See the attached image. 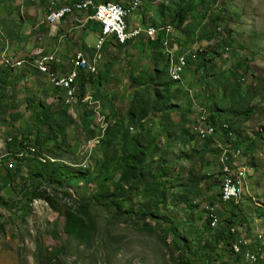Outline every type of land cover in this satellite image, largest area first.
Instances as JSON below:
<instances>
[{
  "label": "rangeland",
  "instance_id": "374dc122",
  "mask_svg": "<svg viewBox=\"0 0 264 264\" xmlns=\"http://www.w3.org/2000/svg\"><path fill=\"white\" fill-rule=\"evenodd\" d=\"M16 1L7 0L5 8L9 13L14 10L12 35H21V39L10 37V46L21 42V60L34 66L38 58L31 54L42 44L49 47L50 54L56 51L59 54L64 46L59 36L68 33L60 26L59 36L51 35V27L45 25L50 24L47 16L52 8L76 0H21V7ZM134 1H139V6L132 8L127 19L130 30L172 27L170 43L184 45L180 53L205 52L196 60L197 65L190 68L188 76L168 88L165 81L172 62L168 65L160 49H155L156 42L144 34L138 38L136 47L125 49L111 38L108 48H104L99 73L80 81L79 101L73 106L65 104L63 96L55 103L53 98L58 97L59 91L30 64L28 68L34 70L21 69V79L11 72L0 76V161L9 155L14 143L11 140L24 138V143L35 145L41 156L44 154L45 158L39 157L37 151L34 156L42 163H59L81 174L87 172L93 178L44 184L40 198L24 209L23 189L29 184L30 165L16 155L10 156L12 159L5 164L0 162V264H175L156 230L142 225L140 219L151 220V213L159 215L165 226L186 241H196L197 245L212 241L223 227L236 226L240 231L234 243L236 253L231 247L218 248L209 255L212 263L222 260L225 264H264V249L258 252L249 248L255 245L253 238L260 240V235L264 236V0H213L211 5L202 4L204 7L200 0H194L196 16L187 15L180 29L176 28L173 15L184 6L183 1L118 0L117 3L130 10ZM30 6L43 10L39 16L34 11L30 14ZM19 9L25 19L21 18V26L17 21ZM74 19L80 22V16ZM95 24L91 23L97 33L99 26ZM68 35V49L87 48L89 34L81 37L74 31ZM81 40L83 43L79 44ZM4 44L5 40L0 39V49ZM16 52L13 47L11 54ZM93 53L91 50L88 54ZM182 54L173 60L177 61ZM203 56L209 59L205 65ZM3 65L4 62L0 63V68ZM41 102L53 109L50 119L39 113ZM100 107L122 122L124 129L138 134L146 150V166L141 177L131 184L122 180L117 157L113 158L114 148L108 144V136L95 116V108ZM247 108L251 110L248 114L244 113ZM200 110L210 119L214 113L219 115L216 118L219 122L229 118L226 122L231 124L234 142L245 150L250 174L240 204H223L221 221L210 225L207 224L210 213L204 206L221 202L222 175L216 142L190 132L198 122ZM112 125L108 124V128ZM61 128L65 134H58L56 151L52 149L54 141L43 143L41 149L35 144L38 132L45 137ZM219 139L224 141L222 137ZM253 141L254 151L246 153V144ZM115 146L120 148V141ZM108 157L111 161L105 171ZM243 158H239L238 164L244 165ZM163 160L172 166L166 183L167 202L151 206V196L140 185L150 180L151 174L160 173ZM246 176L242 178L243 184ZM118 181L132 187L122 209L114 204L91 202L99 193L110 198L107 202H117ZM138 215L144 218L139 219ZM230 221L233 225H229ZM221 254L223 259L219 258ZM250 254H258L259 262Z\"/></svg>",
  "mask_w": 264,
  "mask_h": 264
},
{
  "label": "trees",
  "instance_id": "16d2710c",
  "mask_svg": "<svg viewBox=\"0 0 264 264\" xmlns=\"http://www.w3.org/2000/svg\"><path fill=\"white\" fill-rule=\"evenodd\" d=\"M181 1H183L184 6L181 7L179 10H176L173 15V22L176 23L177 29H180L184 25V23L187 21V15H189L190 13H193V15L196 16V13L194 12L196 10V6L195 4H193L194 0H181ZM103 2H118V0H115V1L114 0H104ZM199 3L201 5L202 4L211 5L214 3V1L213 0H200ZM202 6L204 7V5ZM213 20L216 21L218 19H213ZM163 34L164 33H160L158 35L157 40L155 41L156 42L155 49H158V48L162 49L164 47L163 41L165 39V36ZM184 43L186 44V42ZM105 48H108V44H106ZM205 56L201 58L202 61H204V65L206 64V62H209L208 61L209 59H206ZM163 57L166 58V56L164 55ZM166 62L169 64L168 57L166 58ZM192 65L195 66L197 65V63L190 62V65L188 66V68L191 67ZM5 68L0 69L1 75L6 74L7 73L6 70L8 69H11V71L12 69H15L11 67L10 65L6 66ZM156 70H155V75L157 74ZM55 72L59 73L58 71H55ZM84 77H85V74L83 73L80 81ZM41 106H42L41 107L42 109L40 110L39 113L42 116L44 115L48 116V119H50L49 116L51 115V112L53 109L51 107H46L43 102H41ZM249 111L251 110L247 108L245 109L244 113L248 114ZM217 117H219V115L214 113L211 117L213 119L211 120H213L214 123L219 122L216 119ZM69 119L72 121L71 117ZM226 121H230L229 118ZM194 124H196V122ZM58 134L64 135L65 134L64 129L61 128L58 133L55 132L45 137H43L38 132L36 136L35 144L38 145L39 148L41 149L43 143L45 142L49 143L51 141H54L55 144L52 146V149L53 151H56V147L58 146V139H57ZM106 134L108 136V144L112 145V147L114 148L113 158L115 156L117 157V169L121 171L122 173L121 174L122 180H126L128 182L130 181V184H131V182H133L136 177H141L142 170L146 166V156H147L146 150L143 147V144L139 141L138 134H133L129 130L124 129V124L120 121L116 120V123L108 128ZM140 134H142V132H140ZM12 141H14V143H12L9 148L10 150L9 155L4 156L0 161L3 164H5V162L6 163L9 162L12 159L10 156H14V155L17 156V154H19L20 151L26 149L25 148L26 143H24L25 142L24 138H22L21 140L15 139ZM117 141H120V146H121L120 148L118 146H115ZM254 142L255 141H253L252 143L248 142L246 144L247 145L246 153H251L252 151H254L255 149ZM234 143L237 144V147H238L239 142H234ZM32 146L36 147L35 145H32ZM204 146L207 149L208 144L205 143ZM40 153L42 154L41 151ZM20 161L27 162L31 168V173L29 175L30 177L29 184L27 187L23 189L24 191L23 200L25 202L24 209H29V206L32 204V202L40 198L41 196L40 189L44 184L50 185V184H53L54 182H60L59 184H65L67 180L86 181V180L93 179L87 174V172H85L84 174H81L77 171H73L70 168L60 165L59 163L58 164L52 163L51 165L49 162L42 163L34 158L20 159ZM110 161H111V158L108 157L105 171H108V164L110 163ZM49 168H51L52 170H49ZM159 169H160L159 174H151L150 180H147L143 185H140L141 187L143 186L144 192L148 193L151 196V199H152V202H150L151 206H159L167 202L168 190L166 188V183H167V178L172 171V166L171 164L163 160V162L160 164ZM9 171H12V170L9 169ZM9 173L10 172H8V175ZM105 179L106 180L104 182H106L108 178L106 177ZM115 185H116V188L118 189L117 195L119 196V199L117 200V202H107L110 198L104 197L102 193L96 194L91 199V202L95 200V201H98V203H108L111 205L114 204L115 206L122 209L123 205L126 203L125 202L127 200L126 198L128 197V195L132 194L131 192L132 187L124 186L121 181L116 182ZM229 203H234L235 205L240 204V203H236V201L234 200L230 201ZM138 216H139L138 217L139 219L144 218L142 215H138ZM149 219L151 220L140 219L142 221V225L146 228H151V229L156 230L161 240L165 243V245L168 248L170 259L175 264H225L224 262H222V260H220V262L212 263V260L209 255L215 252L216 249L218 248L223 249V247H231L232 251L236 253L234 249V243H236L238 240H237V236L232 233V229L234 228L233 226L221 228L219 233L216 235V237L212 241L209 240L208 242H205V243L199 242V244L197 245L196 241H186L175 230H173L172 228L168 226H165L162 221V218L159 215L151 213ZM207 220H208L207 224L209 225L212 224V220L210 218H208ZM229 223H230L229 225H233V221H230ZM210 242H213V243H210ZM219 258L223 259V255L222 254L219 255Z\"/></svg>",
  "mask_w": 264,
  "mask_h": 264
},
{
  "label": "built area",
  "instance_id": "2783aa9c",
  "mask_svg": "<svg viewBox=\"0 0 264 264\" xmlns=\"http://www.w3.org/2000/svg\"><path fill=\"white\" fill-rule=\"evenodd\" d=\"M87 6H94V16H86ZM73 15H80L79 23H83L84 21H89L92 24L96 23L99 26V36L94 46L93 55L88 54L85 51H78L71 61V69L66 72V78L58 79L61 80L60 92L62 91L63 93L65 104L70 106H73L79 101L78 91L81 89L80 79L83 72L90 75L98 73L99 67L104 59V48L106 44H108V40L115 38L117 43L125 48V38H118V28H125L126 38H129L130 32L127 20H123L118 11L113 9V2H97L96 0H76L70 5H63L55 8V12L52 13V17L50 19V25L57 26L62 24L67 19L73 18ZM163 35L167 36V40H170L171 37H169V30H165ZM147 38L151 41L153 40V36H147ZM204 52L205 51L201 54ZM36 57L47 65V71L53 73L56 70H59L55 68V64L57 62L56 54L48 55L45 50L40 49L37 52ZM3 62L6 67V64H11L12 58H5ZM190 62L196 61L187 60L184 62L183 67H181L179 71L180 75L185 74ZM95 114L100 122L101 129L104 130L105 133L108 130V124L116 123V119L108 116V114L103 112L101 107L100 109L95 108ZM197 120L198 122H196V129L193 130V134L197 135L200 139L215 141L219 151H221L222 148H227L229 146L224 138V141L221 142L219 137L222 136L216 133L215 126H211L210 117L208 118L203 110L199 111V118ZM131 129L133 128L131 127ZM25 148H33V150H36V147H31L30 144H25ZM219 163L220 174L222 175L221 202L206 204L204 206V208H206L210 213V219L212 222L221 221L220 212L223 204H227L232 200L236 201L235 192L232 191V182L229 177V171L221 160H219ZM10 168H13V164H10ZM238 230V227H235V234Z\"/></svg>",
  "mask_w": 264,
  "mask_h": 264
},
{
  "label": "bare ground",
  "instance_id": "6f19581e",
  "mask_svg": "<svg viewBox=\"0 0 264 264\" xmlns=\"http://www.w3.org/2000/svg\"><path fill=\"white\" fill-rule=\"evenodd\" d=\"M113 3H114L113 9H116L118 11V13L122 16L123 20H127L129 18L130 13L132 12V8L136 9L139 6V1H134L133 4L131 5L132 6L131 9L129 10L122 3H117V2H113ZM118 4H121L126 9L122 6H119ZM68 5H70V4H68ZM54 12H55V8H52L51 13L47 16L49 23H50V19L52 17V13H54ZM92 15L94 16V6H87L86 16H92ZM74 17H77V15H73V18ZM165 30H169V37H171L172 33H173L172 27H167L164 29H156V28L145 29V28L141 27V28H137L134 30H130L129 38H126L125 28H118V38H125V47H126L127 44H129L131 41H134L135 39L141 37L142 35H144V33L147 36H153L152 41L155 42L157 40L158 35L160 33H165ZM169 44H170V40H167V36H165V39L163 41L164 48L169 47ZM166 51H167L166 54L168 55L167 48H166ZM201 53L202 52H198V51H190L187 54H182L181 57L177 59V61H174L173 58H175L176 56H173V54H171V52L169 51V56H168L169 59L168 60H169V62H172L171 70L169 72L170 79L175 81V82L181 81L183 79L184 75H180L179 71H180V68L183 67V63L186 62L187 60L196 61ZM182 56H186L187 59L183 58ZM194 56H196V59L193 58ZM5 58H12L11 64H8V65H10L13 68H23L24 69V68H28V64H30L29 62H27L25 60H21V58L17 59L13 56H5ZM5 58H4V60H5ZM8 65H6V66H8ZM31 67H33V68L35 67L34 69L38 70V72L40 74L43 73L42 74L43 76H46V77L49 76L48 79L51 82V84L53 86H55V88L57 90L60 91V89H58V88L61 87V80H58V79L66 78V74L63 75L58 70H56V71H58L60 74L56 73V72L51 73V72L47 71V65L40 59H38V61L35 63L34 66L31 65ZM211 126H215L216 133L220 134L222 136V138H224L225 141L229 145L226 149L222 148V150L219 152L220 153L219 154V160H221L225 164V167L229 171V177H230L231 182H232V191L235 192L236 203H240L239 201L242 199V196H243L244 191H245L247 179L249 178V175H250L249 169L246 165L245 156H244L245 150L241 146L237 147V144L234 143L236 137L234 136V132H233V130L231 128V124L229 122L221 121V122H215L214 123L213 120H211ZM195 129H196V124H193V126L191 128V132H193V130H195ZM31 147H34V146L31 145ZM229 148H232L231 150H235L236 154H234L233 152H230ZM223 149H224V151H223ZM37 151H38L39 157H44V154L41 156V153L37 148H36V150H33V148H26L25 150L20 151L21 154L20 153L17 154V157L19 155L20 159H27V158H31V157L37 158V157H34V156H37ZM242 157H244L243 158L244 159V165L238 164V163H240L239 158H242ZM37 159L39 161H41L40 158H37ZM239 165H241V167H239ZM246 174H247V176L245 177L244 184H243L242 178ZM217 223H219V222H215V224H217ZM232 233L237 236L238 234H240V231L238 230V232H236V234H235V227H234L232 229ZM262 236L263 235H260V240H258V237L253 238V240H255V245L249 246V248L253 249V250H258V252H259L260 248H262L261 250L263 251L264 239H262ZM245 240H247V239H245ZM246 245H247V242H246ZM246 245L244 244V247H247ZM258 254L257 255L254 254L255 256L250 254V257L254 258L255 261L259 262L260 259L258 260V258H257L259 256ZM263 259H264V256H263Z\"/></svg>",
  "mask_w": 264,
  "mask_h": 264
},
{
  "label": "crops",
  "instance_id": "0c3cea01",
  "mask_svg": "<svg viewBox=\"0 0 264 264\" xmlns=\"http://www.w3.org/2000/svg\"><path fill=\"white\" fill-rule=\"evenodd\" d=\"M7 0H0V39H3V40H5V42H6V45L4 44V45H2V48L3 49H0V63H3V60H4V58H5V56H13V57H15V58H21V42H19L20 44H16V45H14V46H10L11 45V40H10V37H14L15 35H12V34H15L14 33V28H15V22H14V20H13V13H14V10H12L11 11V13H9V9H6L5 7L7 6V2H6ZM15 1H13V2H11V4L12 3H14ZM17 3H16V5H18V6H20L21 7V0H17L16 1ZM23 4V3H22ZM9 5V4H8ZM37 6H38V4H36ZM9 7H12L11 5H9ZM39 7V6H38ZM52 7V6H51ZM50 7V8H51ZM29 10V13L30 14H34V13H31V12H35V15H37V16H39L40 14H41V12H42V10H43V8H37V9H34V7H32V6H30L29 8H28ZM19 18H17V21H18V24L21 26V9H19ZM78 16H80V15H77V17ZM44 18V17H43ZM43 18H41V24L43 25L44 23H42V21H43ZM23 19V21H25V19L24 18H22ZM95 23H93V25H94ZM45 25H47V26H50L51 27V32H50V34L51 35H53V36H59V35H57L58 33H59V31H61V29L63 28V30H65L68 34H72L73 35V32L74 31H76V33L78 32V34H80V36L81 37H84L86 34H89L88 36H89V40L87 41V48H82V46H79V47H81V48H79V47H75L74 49L75 50H73V48H72V46L68 49V47H67V41L69 40V38H70V36L67 34V35H65V36H62V33H61V35L59 36L60 37V43H62L63 44V42H64V46L62 47V51H60V50H58V51H60L59 52V54L57 53V51L55 52V53H53V54H56L57 55V62H56V64H55V68L56 69H59L58 71L61 73V74H66V72H68L70 69H71V61H72V59H73V57H74V55L80 50V51H85V52H87V53H89V52H91V50L92 51H94V46H95V44H96V41H97V38H98V36H99V32H95L94 30V28H92L93 27V25H91V23L89 22V21H84L83 23H79V22H77L74 18H69V19H67L65 22H63L62 24H59V25H57V26H52V25H50V24H45ZM96 25V24H95ZM62 27L61 29L59 28V27ZM97 26V25H96ZM138 28V27H137ZM91 31V32H90ZM79 36V35H78ZM143 36V35H142ZM141 36V37H142ZM144 36H146V35H144ZM141 37H139V39L141 38ZM14 38H16V40L18 39V40H20L21 39V35L19 36V37H14ZM146 38H147V36H146ZM138 38L136 39V41H134V42H132V43H129L126 47H125V49L126 48H130L131 49V47L133 46V47H136V46H134L135 45V43L137 42L138 43V40H139ZM149 39V38H148ZM171 39V38H170ZM150 40V39H149ZM82 41V40H81ZM151 41V40H150ZM151 42H154V41H151ZM170 42H171V40H170ZM81 43H83V41L82 42H79V44H81ZM88 43H90V44H88ZM109 43V42H108ZM92 44V45H91ZM88 45H91V46H88ZM118 45V47H123L122 45H119V44H117ZM180 45H182V42L180 43ZM5 46H7V49H5ZM184 45H182V46H178V44H174V45H172L171 46V43L169 44V51L171 52V54H173V56H179L180 54H182V53H180V50H181V48L183 47ZM13 47H15V48H17V51L18 52H16L14 55H12L11 54V51H12V48ZM49 48V47H48ZM48 48L46 47V45H41V47H39L38 49H34V51L32 52V54H31V56H35L36 57V54H37V52L41 49V50H45L46 51V53H48V54H50V52H48ZM129 49V50H130ZM184 50V49H183ZM139 51V50H138ZM160 51H161V55L163 56H166V53H167V51H166V49L163 47L162 49H160ZM3 53V54H2ZM180 53V54H179ZM73 54V55H72ZM166 58H167V56H166ZM169 65V64H168ZM194 65H192L191 67H193ZM191 67H189L188 68V70L186 71V73H185V75H184V77H186V76H188L189 75V73H190V68ZM5 67H4V65H3V67L1 66V68L0 69H4ZM6 69V68H5ZM21 69L23 70V68H16V69H14L13 71H11V70H6L7 71V73L6 74H8V72L10 73L11 72V75H15V74H18V77H17V79H21ZM25 69H30V68H24V70ZM30 70H34V69H30ZM36 70V69H35ZM27 72V71H26ZM30 72V71H29ZM32 73V72H31ZM39 73V72H38ZM84 73V72H83ZM98 73H99V71H98ZM40 74V73H39ZM85 74V76H90V74H86V73H84ZM97 74V73H96ZM41 76H42V74H40ZM92 75H95V74H92ZM0 76H1V74H0ZM44 77V76H43ZM184 77H183V79H184ZM0 78H2V77H0ZM182 79V80H183ZM4 80V79H3ZM165 83H167L168 84V88H169V85H170V87H172V86H174L175 87V83H177V82H175V81H172L171 79H170V77H169V75H168V73H167V79H166V81H165ZM172 85V86H171ZM57 90V89H56ZM58 91V90H57ZM59 93V95H58V97H54L53 98V101L55 102V100H56V102L55 103H58L57 101H60V100H62V96H63V93H62V91L60 92H58ZM64 97V96H63Z\"/></svg>",
  "mask_w": 264,
  "mask_h": 264
},
{
  "label": "clouds",
  "instance_id": "9594fccd",
  "mask_svg": "<svg viewBox=\"0 0 264 264\" xmlns=\"http://www.w3.org/2000/svg\"><path fill=\"white\" fill-rule=\"evenodd\" d=\"M174 30V29H173ZM59 91V90H58ZM224 121H226V120H224ZM133 128V127H132Z\"/></svg>",
  "mask_w": 264,
  "mask_h": 264
}]
</instances>
